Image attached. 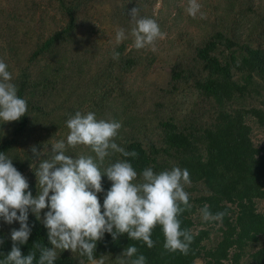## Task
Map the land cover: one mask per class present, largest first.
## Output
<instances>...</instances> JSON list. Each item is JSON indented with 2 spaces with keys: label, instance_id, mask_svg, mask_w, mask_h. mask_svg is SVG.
Listing matches in <instances>:
<instances>
[{
  "label": "trees",
  "instance_id": "obj_1",
  "mask_svg": "<svg viewBox=\"0 0 264 264\" xmlns=\"http://www.w3.org/2000/svg\"><path fill=\"white\" fill-rule=\"evenodd\" d=\"M197 2L193 17L188 0H0V59L27 102L19 120H0V152L26 178V191L39 194L36 170L56 142L63 140L73 158L95 157L89 146L67 145L66 121L77 111L119 122L114 142L138 153H112L101 171L126 160L138 179L147 167L190 173L185 191L192 208L178 217L193 236L187 255L165 250L157 225L152 248L127 234L114 240L105 233L97 262H128L120 255L135 246L146 264H264V140L253 142L255 132H264V0ZM136 7L166 33L155 50L134 47L128 14ZM119 28L127 38L117 43ZM33 146L45 154H34ZM102 186L101 205L112 186L106 174ZM205 204L226 215L204 221L199 209ZM49 210L38 219L29 209L32 231L18 245L22 255L35 251L38 259L35 243L53 247L43 223ZM19 227L0 218V259ZM56 251L54 264H91L79 251Z\"/></svg>",
  "mask_w": 264,
  "mask_h": 264
},
{
  "label": "clouds",
  "instance_id": "obj_2",
  "mask_svg": "<svg viewBox=\"0 0 264 264\" xmlns=\"http://www.w3.org/2000/svg\"><path fill=\"white\" fill-rule=\"evenodd\" d=\"M201 5L197 0H188L186 11L195 17ZM139 7L132 8L131 36L137 49L152 46L155 50L157 39H163L166 33L160 30L157 21L142 16ZM99 27V26H98ZM125 30L116 31V42L126 39ZM114 53L113 58H118ZM8 65L0 59V120L4 122L17 121L27 113V102L18 96L17 86L12 83V74ZM69 133L67 145L89 146L95 157L80 154H66V144L63 140L52 144L48 159H43L36 170L39 194L34 198L26 178L13 165V160L0 152V218L9 225L19 222V229L11 230L13 246L0 264H54L57 259V249L62 251H79L81 256H87L91 264H104L103 258L98 262L94 257L97 241L105 233L118 239L127 234L131 240H142L148 248L155 246L151 239L153 229L160 225L165 237L163 247L167 251H179L187 255L193 236L188 229H181L178 218L185 210H191L189 193L185 186L191 185L190 173L184 168L174 166L170 170L159 173L151 167L145 168L139 176L133 165L126 160H117L101 171V165L112 153H121L124 157H137L135 151H125L114 142L121 128L115 120L97 119L95 113L77 111L67 121ZM32 152L39 153L36 146ZM112 182L107 190L103 205L98 194L104 192L102 176ZM50 210L45 214L43 223L48 229L52 248L35 243L40 255L30 251L22 255L18 245L27 244L31 235L28 224L29 209L40 218L43 209ZM103 207V212H102ZM204 221H219L225 212L213 214L205 204L199 209ZM4 241L0 239V244ZM138 249L128 246L121 257L129 258L128 262L120 260V264H146L143 254L136 256ZM136 256L135 259L132 257ZM83 264V261H80Z\"/></svg>",
  "mask_w": 264,
  "mask_h": 264
},
{
  "label": "rangeland",
  "instance_id": "obj_3",
  "mask_svg": "<svg viewBox=\"0 0 264 264\" xmlns=\"http://www.w3.org/2000/svg\"><path fill=\"white\" fill-rule=\"evenodd\" d=\"M262 140H264V132H258V133L255 132V135H254V138H253V142L255 144H258ZM259 206H260L261 209H264V202H260Z\"/></svg>",
  "mask_w": 264,
  "mask_h": 264
}]
</instances>
